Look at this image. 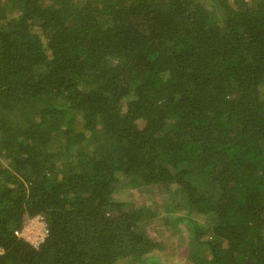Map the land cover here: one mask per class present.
I'll use <instances>...</instances> for the list:
<instances>
[{
	"label": "trees",
	"instance_id": "16d2710c",
	"mask_svg": "<svg viewBox=\"0 0 264 264\" xmlns=\"http://www.w3.org/2000/svg\"><path fill=\"white\" fill-rule=\"evenodd\" d=\"M171 238L264 264V0H0V264H172Z\"/></svg>",
	"mask_w": 264,
	"mask_h": 264
},
{
	"label": "rangeland",
	"instance_id": "374dc122",
	"mask_svg": "<svg viewBox=\"0 0 264 264\" xmlns=\"http://www.w3.org/2000/svg\"><path fill=\"white\" fill-rule=\"evenodd\" d=\"M119 193L117 194L122 200L124 201H128L131 202V206H139L142 205L143 203L145 204L148 203L146 200V196L147 193L144 190H137V189H120L118 191ZM151 235H153L155 238H157L154 234V232H150ZM165 236V233H163ZM170 239V238H169ZM165 240V238H164ZM167 240V239H166ZM166 246H171L167 249V251L165 252V258L167 260H170V262L172 264H183V257H182V253L181 250H176L174 248H172V246H174V239L171 238V240H169L168 243H166ZM174 261V262H172Z\"/></svg>",
	"mask_w": 264,
	"mask_h": 264
},
{
	"label": "built area",
	"instance_id": "2783aa9c",
	"mask_svg": "<svg viewBox=\"0 0 264 264\" xmlns=\"http://www.w3.org/2000/svg\"><path fill=\"white\" fill-rule=\"evenodd\" d=\"M47 234V226L40 216L24 217L20 230L15 231V235L30 243L38 245Z\"/></svg>",
	"mask_w": 264,
	"mask_h": 264
}]
</instances>
